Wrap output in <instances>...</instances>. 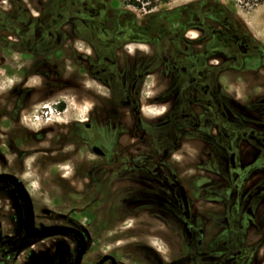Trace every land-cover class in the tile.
Returning <instances> with one entry per match:
<instances>
[{"label": "rangeland", "instance_id": "1", "mask_svg": "<svg viewBox=\"0 0 264 264\" xmlns=\"http://www.w3.org/2000/svg\"><path fill=\"white\" fill-rule=\"evenodd\" d=\"M195 1L224 5L260 48L238 54L231 41L243 49L247 41L223 24L218 10L171 20L163 28L169 34L163 38L160 30L154 43L117 47L118 38L102 40L95 36L99 27L71 15L82 11L80 0L73 8L56 7L53 0H0V175L15 174L41 207L90 225L94 249L108 252L119 237L120 244L153 249L163 264H260L264 212L254 211L264 180L231 205V220L217 218L225 206L212 200L239 199L245 182L256 179L251 172L261 168L259 160L248 161L260 152L264 162V3L169 0L154 11ZM111 3L124 11L123 19L133 13L143 20L148 13L121 0ZM112 28L107 23L101 30ZM127 33L115 32L123 39ZM92 42H103L104 62ZM136 55L145 64L140 69ZM147 67L152 71L143 75ZM166 99L187 116L183 137L196 132L206 139L181 144L172 156L161 138ZM107 120L109 126L101 124ZM88 121L93 126L85 129ZM217 125L225 139L210 140ZM243 136L258 147L242 158ZM93 144L108 156L94 153ZM128 161L145 169L127 170ZM148 169L163 177L150 183L126 179V173L150 179ZM10 204L0 192V211ZM257 245L258 253L243 255Z\"/></svg>", "mask_w": 264, "mask_h": 264}, {"label": "flooded vegetation", "instance_id": "2", "mask_svg": "<svg viewBox=\"0 0 264 264\" xmlns=\"http://www.w3.org/2000/svg\"><path fill=\"white\" fill-rule=\"evenodd\" d=\"M18 41H20V39ZM132 42H135V40ZM231 43H233L235 49L237 50V53L241 54L242 56L247 54L248 50L252 49L253 47L257 49L260 48L258 44L254 45L251 42L245 43L246 49H243L239 45V42L236 40L231 41ZM260 52V54L263 56L264 49H261ZM142 62V58L138 57V55L134 57V67L136 69L141 68H139L137 65L143 64ZM149 72L151 71H143L142 73L143 75H146ZM163 101L169 102L170 99H166ZM138 108L139 105L134 108V111H138ZM163 118L165 119V121H163V136H161V138L163 140V143H165L164 150L166 149V151L164 152H166V154H169V156H172L184 141L192 139L206 140L196 132L188 133V136L186 138L183 137V130L188 128L186 123H184V121L187 119V116L184 115V113L180 110L177 112L172 107H170L169 110L163 115ZM169 119L173 120L174 124L169 123ZM137 120H141L140 117H137ZM101 124L104 126H109L111 123L109 120H107V122ZM82 126L85 127V129H89L93 126V123L91 121L84 122ZM216 128L219 132H217V136H215V131H212L211 135H209L210 140L225 139L224 131H221V128L218 125L216 126ZM256 132L260 134L258 130ZM243 138H248L256 148L258 147L255 141L252 140V138L243 136L240 139L242 140ZM94 145L99 146L104 152L103 154L96 153L97 155L101 157L108 156V152L106 151V149L99 144H93L91 146L92 151ZM259 156L260 152L256 154V160L249 163V165H253L257 160H259L260 164H258L261 165V168H264L263 159H258ZM144 167L145 165L141 164H131L130 161H128V164L125 165V169L127 170H141L142 168L145 169ZM148 170L151 173L150 179H136L132 175H129V173H126V179L150 183L154 179L163 177V175H158L156 173V170ZM101 172L100 175L104 176L103 171ZM10 175L15 174L0 175V192L8 196L11 201V204L9 206H5V209L3 211H0V264H163V257L153 249L136 243L131 244L129 242H126L120 244L119 242L121 241V238L119 237H116L113 240L115 246L108 252H103L102 246L98 247V249H94L93 245L95 243V240L93 238L94 234L90 225H88L86 222H79L77 221V219H73L68 213L58 214L54 213L47 207H41V205H39L35 201L28 188L27 189L31 195L33 202L34 228L42 229L46 226H64L72 229H65L63 233L46 236L43 238L27 239L26 236L28 232V222L26 220L25 206L18 192L15 190L14 184L10 182ZM25 186L27 187L26 184ZM156 188H158L156 190L157 192L163 194V189H165L163 188V186H157ZM247 192L248 191L244 192L239 199L229 197L228 201L224 203L216 200L217 203L225 206L224 211H221L223 214L219 213L217 218L224 217L228 220H231V205L238 202L242 203V201L246 200L245 195ZM148 198L152 197L148 196ZM138 199H141V197H138ZM236 208L237 206L235 207V209ZM116 211L118 214V206ZM195 214L196 213L194 212L191 215L194 216ZM244 214H246V211H244ZM158 215L159 217L163 218V214ZM229 228L230 225L226 226L223 230V233L225 234ZM243 239L246 242L248 241L246 236H244ZM200 244L201 241L198 240L197 247H199ZM84 248L85 251H83ZM156 250L160 252L159 249L156 248ZM250 252L258 253L259 245L248 250L244 249L242 253L243 255H247Z\"/></svg>", "mask_w": 264, "mask_h": 264}, {"label": "trees", "instance_id": "3", "mask_svg": "<svg viewBox=\"0 0 264 264\" xmlns=\"http://www.w3.org/2000/svg\"><path fill=\"white\" fill-rule=\"evenodd\" d=\"M80 1L81 3L78 5H80V10L82 11H80V13L72 12L71 15H76L82 20L88 21L91 24H95L97 27H99L100 29L98 28V32L95 34V36L99 37L102 40L118 38L119 41L117 43V47H122L129 41L134 40L154 43L156 42L155 40H157L155 36H162L160 30L165 28V26L169 24L171 20H184V15L187 12H202L203 10H207L208 12L210 11L211 13L218 10L220 12L221 18H223V24H225L231 30L236 31V35L238 37H244L245 41L251 42L254 45L257 44V41H255V39H253V37L249 35V33H247V30H244L245 28L243 29L237 18L229 11V9H227L224 5H220L218 3H209L208 1H195L162 12L154 10L160 4L167 3L169 0H121L125 6H132L148 12L144 15L143 20H139L133 13H130L129 18H121L124 11L114 8L111 0ZM53 2H56V7L63 4L73 8L76 6L77 0H53ZM258 2L263 4L264 0H259ZM4 16L6 17L8 23H11L15 20V16L12 17V14L8 13ZM107 23L113 24V33H105L106 31L101 30V28H104ZM188 26L192 25L189 24ZM238 28L239 30H237ZM119 29H121L123 32H128L127 34L129 36L123 39L120 35H116L115 32H117ZM168 32H170V28L169 30H166V32H163V38L169 34ZM79 35L82 36L81 34ZM93 45L95 47L96 53L101 58L100 62H104L103 54L105 51H103V42L99 46L95 45L94 43ZM254 48L255 47H253L252 49ZM144 65L145 64H143V66ZM137 66L140 68L142 64ZM151 69V67H147L145 68L144 72L152 71ZM61 108H63V105H61Z\"/></svg>", "mask_w": 264, "mask_h": 264}, {"label": "water", "instance_id": "4", "mask_svg": "<svg viewBox=\"0 0 264 264\" xmlns=\"http://www.w3.org/2000/svg\"><path fill=\"white\" fill-rule=\"evenodd\" d=\"M93 151L97 154H103V150L97 146H93ZM10 182L14 184L15 190L18 192L26 210V220L28 222L27 239L43 238L59 233H63L65 229H72L64 226H46L42 229L34 228V210L31 195L21 179L15 175H10ZM85 251V248L83 249Z\"/></svg>", "mask_w": 264, "mask_h": 264}, {"label": "crops", "instance_id": "5", "mask_svg": "<svg viewBox=\"0 0 264 264\" xmlns=\"http://www.w3.org/2000/svg\"><path fill=\"white\" fill-rule=\"evenodd\" d=\"M169 108H170L169 102L168 101H163V115L169 110ZM262 121L264 122V117L262 118ZM214 135L217 136L216 133ZM216 139H217V137H216ZM198 141H200V140L192 139V140L184 141L182 143V145H185L186 143H189L191 145V144L198 143ZM255 148L256 147L251 142V140H249L248 138H243L241 140V143H240V156L242 158L244 156H248V154L252 153ZM181 149H182V146L178 147L173 155H175ZM256 158L257 157L255 156V159H251V161H248V162L251 163L254 160H256ZM250 175L251 176H256V179L254 181H250V179H249V180H247L245 182V184L243 186L244 192L248 191L249 189L253 188L254 186H257V184H259V182H262L264 180V168H260L258 170H253V172H251ZM213 202L216 203L217 201L213 200ZM255 203H257V206L255 208L254 213L257 216L258 213H263L264 212V207H263V205H264V195H263V193H262V195L260 197H258L256 199ZM260 264H264V260H262L260 262Z\"/></svg>", "mask_w": 264, "mask_h": 264}]
</instances>
